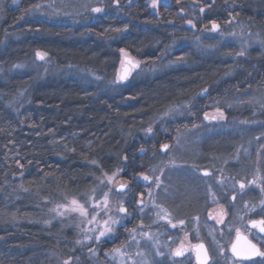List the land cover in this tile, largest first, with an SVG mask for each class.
<instances>
[{"label":"trees","instance_id":"1","mask_svg":"<svg viewBox=\"0 0 264 264\" xmlns=\"http://www.w3.org/2000/svg\"><path fill=\"white\" fill-rule=\"evenodd\" d=\"M16 1L0 5V264H58L70 257V264H90L70 231L44 223V201L88 189L93 162L109 172L121 156L122 169L133 171V146L146 141L131 137L179 101L195 96L212 103L264 88V52L237 57L226 46L205 57L187 52L181 61L191 68L145 77L117 94L59 79L57 69L86 70L117 87L124 57L148 68L164 56L171 61L172 42L200 36L212 21L221 34L235 27L264 41V0H171L156 13L147 0H109L95 23L80 27L28 20L34 4ZM188 21L191 31L183 32ZM37 51L47 53L43 61ZM33 62L38 69L16 68ZM161 120L154 130L177 128Z\"/></svg>","mask_w":264,"mask_h":264},{"label":"rangeland","instance_id":"2","mask_svg":"<svg viewBox=\"0 0 264 264\" xmlns=\"http://www.w3.org/2000/svg\"><path fill=\"white\" fill-rule=\"evenodd\" d=\"M32 1V4L40 5L39 10H35L33 7L26 14V18L28 20H32L35 22L47 21L51 24L55 25H66V26H89L91 23H95L100 16V13L92 12L91 9L94 7H103V5L109 0H29ZM171 0H158L157 6L159 4H168ZM4 0H0V5ZM152 0H147V3L150 11L152 13H156V8L151 6ZM18 4V1L14 3ZM188 27H184L183 32H190L192 25L187 23ZM220 31L206 30L202 32L200 36L194 37L192 35H182L181 38L171 43L170 50L167 53L170 56L171 61H168L167 56H164L160 59L157 65L151 66L148 68L145 66L144 62L131 60L127 58H123L121 62H118V68L116 71V86L113 83H102V79H97L96 76L92 75L86 70L82 69H73L75 67H63L59 68L56 71L57 78L61 79H77L86 84V86H91L93 88H99L100 93L105 94H117L121 90L126 89L127 87L136 84V82L141 81L145 77L153 78L161 72L170 69H177L175 67L182 66L186 69L191 68L181 61L179 58H185L187 52H193L194 54L199 55L200 57H205L206 55L214 52L216 49L226 46L229 49H232L235 54L238 56L244 57L249 55L252 52H256L261 55L264 52V41L261 39L259 34H254L249 31L248 34H243L240 30L235 27H229L224 34L219 33ZM201 39V40H200ZM216 41H218L216 43ZM205 44H209L205 46ZM186 51V52H185ZM243 52V55H238V53ZM165 55V54H164ZM131 60L133 63H137L139 66L136 68H131V65L128 61ZM127 64L129 66L130 75L128 79L124 82H117V77L122 70V67ZM22 67L21 70L32 68L34 70L39 68L38 63H32L29 66H26V63H20ZM154 65V64H153ZM223 69V68H220ZM228 68L227 70H229ZM232 70V69H230ZM233 74V73H232ZM231 74V75H232ZM229 74H225L221 79L225 77H229ZM200 94H202L200 92ZM204 102L197 100L195 96H190L186 100H182L178 102V107L173 108L171 112L166 113V115H161L157 117V119L152 120L149 127L154 130L155 126L162 125L164 121L161 120V117H167L168 122L171 124L180 122L184 123L185 126L181 127V131L175 132L173 131L171 138L174 140L172 143L171 149L168 151L171 155L174 153L173 158L171 157L169 162L172 166H178L180 163V159L177 156V152L179 155H182L183 149L186 151L189 150L192 156L193 152L197 149L199 144V140L201 138H208L210 133H218V134H233V142L232 149L239 144L238 150L236 153H241L242 159H246L249 161L256 160L257 156H251L250 151L255 152L256 147L258 145V139L260 134H264V88L260 89H252L242 93L239 96L232 98L231 100H221V101H213L210 105H203ZM202 109L205 111H210V113L214 114L213 116H209L206 120H196L195 113L202 112ZM221 113L223 114L221 116ZM164 124V123H163ZM148 126L142 129L140 132L136 133V135L131 137V140H136L141 135L143 141L147 140L148 135L150 134L147 129ZM180 128V127H179ZM160 129V128H158ZM178 129V128H177ZM176 130V129H175ZM168 133V132H167ZM166 133V134H167ZM242 134L243 142L240 141ZM253 135V136H250ZM236 138V139H235ZM261 138V137H260ZM263 140V138H262ZM251 147H254L251 149ZM183 148V149H182ZM234 150V149H233ZM185 151V152H186ZM235 153V154H236ZM121 156L117 158L116 165L112 167L111 171H104L99 164L92 163L91 164V175L93 182L90 187L85 191L78 193L76 195H58L52 200L44 201V211H45V219L43 220L46 225H58L62 230H68L71 232L72 244L75 248L83 251L86 254V261L90 262V264H159V260L164 256H167L169 262L172 264H177L176 260L172 258V254L174 249L180 244L179 242L172 241L168 244L167 249L162 253L160 250L162 247L160 245L162 241V236L158 232L153 230H160L162 224L167 225H176V228L180 230L179 238H181L182 234H185L184 237L187 239L188 243L195 242L197 239L202 238L203 232L208 234V228L204 224L203 220H200L201 225H205L201 227V233H195L191 231V229L198 223L197 221H184L183 224L179 223L180 221L175 217L171 216L168 212L164 213L163 209L156 205L151 207L149 210L141 211L142 217L144 219H148V224L153 225L152 229L137 227V224L134 228H136V241L130 242L127 244L126 251L129 256L120 257L116 256L113 259V249L120 248L122 245H125L126 242L129 241V233L124 229L119 236L122 237L121 243L118 246H110L106 247V243L114 241L117 235V229L120 225H116V231L112 234V238H104V242L97 244L95 240L88 241L85 244H77V240H84L85 235H92V233H86L82 231L83 229H91V228H100L103 225V221L108 219V216L111 215L113 218H116L121 215L118 212L119 204L123 203V198L118 197L116 192L114 191L116 185L119 183L120 172H121ZM189 162H193V157H188ZM179 159V161H178ZM168 159L160 161V164H157L151 170V175L155 176L160 169L159 167L163 166V162ZM234 162H238V159L233 160ZM113 173H117L114 177V181L112 184L108 183V177H112ZM168 180L171 184L170 192L167 195V198L174 200V202H179L178 198L182 200H189L194 197V182L192 177L185 171H173L168 174ZM103 181V183H101ZM109 205L108 207L111 209L110 212L105 213L104 211H100V215L97 219L100 221L99 224H89L88 220L91 219V214L93 213V209L89 207V204L100 202L101 209H103V199L104 193L109 192ZM196 195V194H195ZM75 199L80 204L85 205L90 215L87 219L80 215L78 211H70L68 208H57L58 205L69 206L70 202ZM155 200V199H154ZM181 205V204H180ZM175 210L178 211L180 207L175 205ZM57 211L63 212L64 215H57ZM147 211L152 216H148ZM155 213V215H154ZM171 220V224L168 222ZM124 222V221H123ZM122 222V223H123ZM133 229V228H132ZM131 229V230H132ZM144 233H148V236H144ZM177 233V231H174ZM169 235L171 234L168 230ZM195 236V237H194ZM220 234L217 232L216 238L217 241L219 239ZM148 237H151L149 239ZM180 241V240H179ZM209 245L211 246L210 250L213 253L214 260L212 264H241L238 262H234L224 254L221 256L220 252L222 250V246L217 243L215 245V241H209ZM92 249V252H89V249ZM137 252H143V257L137 256ZM157 252L161 253L157 255ZM108 253V255H106ZM223 257V259L221 258ZM154 258V259H153ZM58 264H62L63 261L57 260ZM156 262V263H155ZM264 260H259L253 263L248 264H262Z\"/></svg>","mask_w":264,"mask_h":264},{"label":"flooded vegetation","instance_id":"3","mask_svg":"<svg viewBox=\"0 0 264 264\" xmlns=\"http://www.w3.org/2000/svg\"><path fill=\"white\" fill-rule=\"evenodd\" d=\"M204 104L210 105L211 103L206 101ZM205 114H207V118L214 115L210 111L202 109V112L195 113L196 120H199V122L206 120ZM183 126H185L184 123L177 122L178 129L176 128V130L166 128L152 130L145 144L139 143L133 146L135 155H132L130 165L134 166V170L129 172L126 168L122 169L120 166L121 178L114 191L118 197L123 198V206L127 209L129 215L117 229L114 241L106 243V247L118 246L122 241V237L119 235L124 232V229L127 232L131 231L136 224L137 227L142 225L144 228L152 229L154 226L148 224V219H144L146 216L142 217L141 209L149 210L151 207L159 205L164 213L168 214L169 212L171 216H175L179 221L192 220L200 222V220H203L208 228V234L203 232L202 238L191 243H188L187 239L184 238L185 234H182L179 238L180 230L172 225L162 224L160 230H153L158 232L159 235L165 232L160 243L162 253L172 241L180 243L174 250L182 249L183 255L174 256L172 254V258L177 261V264H198L195 258V248L200 244L205 246L208 253L207 264H212L215 257H213L210 250L209 241L211 240L215 241V245L219 243L222 246L221 256L225 252L234 262L248 264L264 260L262 257L244 260L235 257L231 253L232 245L239 235L246 237L251 243L264 250V233H260L258 229L253 228L249 223L251 220L264 219V204H261V201L264 200V193L260 191L261 187H264V134L259 135L261 138L258 139L255 152L250 151L251 156H257L254 162L242 159L241 153L235 152L238 150L240 143L236 144L234 150L232 149L233 134H214V131L207 136L208 138L199 140L197 149L192 156L189 153L192 150L186 151L182 148L184 152L182 155H179L182 152H177L176 157L181 161L178 166H172L170 164L172 159L170 158H173L174 153L171 155L168 152L174 141L171 136L173 131L183 130L181 129ZM240 137V141L243 142L242 134ZM165 144L169 146L168 149L161 151L162 145ZM253 148L251 147V149ZM188 157H193V162H189ZM239 157L242 158L239 159ZM165 158L168 160L164 161V165L159 167L160 170L155 173V176H152V168L160 164L159 162L165 160ZM236 159H238V162L233 161ZM181 170H185L192 177L196 195L194 194V197L189 200L178 198L180 205L179 202L175 203L174 200L167 198V195L171 188L168 174ZM205 172H208L209 175H204ZM143 175H148L152 179L144 181L142 179ZM155 177H160L159 187L155 183ZM252 180H255L256 183L249 184L248 182ZM241 183L246 185L243 190L240 188ZM120 184H125L127 187L123 191H117ZM141 200L143 204L140 203ZM175 205L180 207L178 211L175 210ZM147 214L152 216L148 212ZM199 222L195 223L196 225L191 229L192 233H201V227H205ZM168 230L174 235H169ZM174 231H177V233H174ZM217 232L220 234L218 241L216 238ZM166 257L161 258L159 264H172ZM221 258L223 259V257ZM102 262L105 264L104 261Z\"/></svg>","mask_w":264,"mask_h":264},{"label":"snow or ice","instance_id":"4","mask_svg":"<svg viewBox=\"0 0 264 264\" xmlns=\"http://www.w3.org/2000/svg\"><path fill=\"white\" fill-rule=\"evenodd\" d=\"M13 2L15 3L16 0H13ZM116 2L118 3V0H116ZM157 3H158V0H152L151 6L153 8H156L157 7ZM34 8H35V10H39L40 5L37 4V5L34 6ZM91 11L95 12V13H100V12H103L104 9L101 8V7H94V8L91 9ZM200 11L203 12L204 8L202 7L200 9ZM188 23L191 25L192 21H188ZM193 27H194V25H193ZM218 28H219L218 24L215 21H212L211 22V30L217 31ZM126 29H127V25L124 26V29L117 28V29H114V31L120 32V31H123V30H126ZM106 31H107V29H106ZM120 51H121V53L125 52L124 49H120ZM46 55H47V53H44V52H41V51H37L36 52V58L39 59V60H42V61L45 59ZM238 55H243V52L238 53ZM179 59H183V58L181 57ZM128 63L131 65V68H136V67L139 66L137 63H133L131 60H129ZM16 67H22V65H17ZM129 75H130V72H129V70L126 69L123 74H121V75H119L117 77V82H123V81L127 80ZM97 79H100V77H97ZM204 91L206 92L207 89H205ZM222 115L223 114L221 113V116ZM205 118H207V114H205ZM147 131L149 133H151L152 132L151 127H149L147 129ZM168 147L169 146L167 144L162 145L161 151H164V150L168 149ZM17 163H19V162H17ZM116 175H117V173H113L112 177H108L107 178L109 184L113 183L114 177ZM204 175L207 176V175H209V173L205 172ZM142 179L144 181H150L152 178H150L148 175H143ZM101 183H103V181H101ZM155 183H156L157 187H159L160 177H155ZM248 183L249 184H255L256 181L252 180V181H249ZM126 187H127V185L120 184L119 189L117 191H123ZM245 187H246V185L244 183L240 184L241 190H243ZM110 191H111V189L109 190V192H105L104 193L103 209H101L100 202H95V203H92V204L88 205L89 207H91L93 209V213L91 214V219L88 220L89 224H99L100 223V221L97 219V217L100 215V211L101 210L104 211L105 213H108V212L111 211V209L108 207V205H109L108 197H109ZM260 191L262 193H264V187H261ZM149 195H151V193H149ZM233 199H235V197H233ZM140 203L143 204V201L141 200ZM261 204H264V200L261 201ZM70 205H71V207L65 206V205H58L57 208L59 209L61 207H64V208H68V210H70V211H78L80 213V215L85 217L86 219L90 215V213L88 212V210L85 207V205L80 204L77 200L73 199L70 202ZM142 210L143 209H141V211ZM118 212L123 214V215L118 216L116 218H113V216L109 215L108 219L103 221V225L100 228H95L94 227V228H91V229H83L82 231H84L86 233L90 232V233H92V235H85L83 241L82 240H77L76 243L83 245V244H85L88 241L95 240L97 242V244H99V243L104 242V238L111 239L112 238V234L115 233V231H116V227L115 226L116 225H122V222L129 215L127 209L123 206L122 202L119 205ZM57 215L62 216V215H64V213L57 211ZM168 222L170 224L172 223L171 220H169ZM179 223L183 224L184 221H180ZM249 223L251 224V226L253 228L258 229V231L260 233H264V219L251 220ZM172 226L176 227L175 224H173ZM141 227H142V225H141ZM135 233H136V228H133L130 231V233H129V241L126 242L125 245H122L120 248H116V249L112 250L113 259H115L116 256H120V257L129 256V254L126 251L127 244L130 243V242H135V243L139 244V242L136 241ZM143 235L147 237L148 233H144ZM148 238L151 239V237H148ZM196 247L198 249V251H197V259H198V261H200V264H207V261H208L209 258H208L207 252L204 250V246L201 244V245H197ZM232 251H233V255L234 256H236L237 258H242L244 260H252L254 257H262V258H264V250H261L260 248H258L256 246V244H252V243H249L245 250H239L234 245ZM89 252H92L91 248L89 249ZM160 254L161 253L157 252V255H160ZM106 255H108V253H106ZM136 255L143 257L144 253L143 252H137ZM173 255L174 256H182L183 255V250L178 248V249L174 250ZM129 259H131L130 256H129ZM70 260H71V257L68 260H65L63 262V264H70ZM133 264H134V262H133ZM262 264H264V262H262Z\"/></svg>","mask_w":264,"mask_h":264},{"label":"water","instance_id":"5","mask_svg":"<svg viewBox=\"0 0 264 264\" xmlns=\"http://www.w3.org/2000/svg\"><path fill=\"white\" fill-rule=\"evenodd\" d=\"M129 70L130 68H129V66L127 65V64H125L123 67H122V70H121V72H120V75L121 74H123L124 73V71L125 70ZM249 243H251L246 237H244V236H242V235H239V236H237L236 237V239H235V241H234V243H233V245H232V248H231V253L233 254V251H232V249H233V246L235 245L239 250H245L246 248H247V246H248V244ZM253 244V243H252ZM201 245V244H200ZM203 245V244H202ZM204 246V245H203ZM195 250H196V255H195V258H196V262L198 263V264H200V261H198V259H197V251H198V249H197V247L195 248ZM204 250L206 251V248H205V246H204ZM207 252V251H206ZM207 255H208V253H207ZM236 257V256H235ZM208 262V261H207Z\"/></svg>","mask_w":264,"mask_h":264}]
</instances>
